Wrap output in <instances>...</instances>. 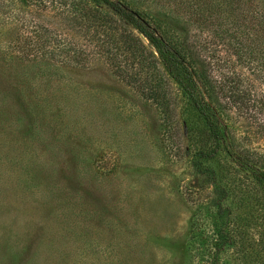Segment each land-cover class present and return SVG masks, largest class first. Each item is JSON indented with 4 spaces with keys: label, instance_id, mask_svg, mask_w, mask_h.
<instances>
[{
    "label": "rangeland",
    "instance_id": "obj_1",
    "mask_svg": "<svg viewBox=\"0 0 264 264\" xmlns=\"http://www.w3.org/2000/svg\"><path fill=\"white\" fill-rule=\"evenodd\" d=\"M120 1L159 29L184 25L213 76L240 83L242 101L221 100L231 150L264 164V23ZM253 5L264 20V0ZM161 67L93 0H0V264H264V185L224 154L197 169L212 145ZM150 73L172 118L130 81Z\"/></svg>",
    "mask_w": 264,
    "mask_h": 264
},
{
    "label": "trees",
    "instance_id": "obj_2",
    "mask_svg": "<svg viewBox=\"0 0 264 264\" xmlns=\"http://www.w3.org/2000/svg\"><path fill=\"white\" fill-rule=\"evenodd\" d=\"M93 2L106 6L121 21L142 34L154 49L163 73L177 85L187 106L199 120L203 130L202 134L206 137L204 141H210L212 151L204 148L206 142H204L203 149H200V146L196 151L197 169L203 171L202 165L205 161L209 162L214 159L215 155L224 154L225 158L234 163L240 171L264 185V168H261L264 167V164H260L257 168L256 164H252L245 157L239 156L234 150H231L233 137L228 130V114L224 112V105L242 101L237 89L240 83L228 77L218 79L213 76L214 62L212 58L201 54L202 46L190 41L191 31L184 28V25L179 26L180 24L178 25L177 22L168 18L164 27L159 29L150 23L148 16L133 9L126 2L120 0H93ZM245 7L248 13H244ZM185 8L191 10L188 19L193 24L210 23L209 21L213 20L220 25H227L232 21L233 25L241 29L252 27L247 22L249 19H255L261 25L264 23L261 13L257 14L256 12L253 15L254 9L257 10V6L253 5V0H189L186 5L182 4V9ZM177 31L184 33L183 38L176 37ZM258 52L264 59V45L259 48ZM162 78V76L154 78L150 73L148 77L140 75L138 78H131L130 81L145 98L153 99L162 109L163 116L169 119L174 114L169 109L165 96L159 91ZM223 99L227 101L224 105L221 103ZM199 141L201 143L203 140Z\"/></svg>",
    "mask_w": 264,
    "mask_h": 264
}]
</instances>
